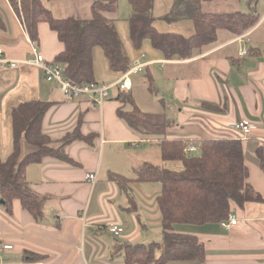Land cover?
<instances>
[{
  "label": "crops",
  "instance_id": "1",
  "mask_svg": "<svg viewBox=\"0 0 264 264\" xmlns=\"http://www.w3.org/2000/svg\"><path fill=\"white\" fill-rule=\"evenodd\" d=\"M40 1L56 19L92 17L94 0ZM174 3L175 0H154L155 28L160 33L186 38L194 35L191 20H161L172 11ZM201 9L211 14L253 13L260 20L241 36L220 30L211 46L195 49L188 59L176 56L168 60L150 40L141 50L135 49L130 36L132 7L129 0H119L118 11L107 17L114 21L132 67L127 73L114 72L104 50L94 48L95 80L110 88L109 98L99 106L87 95L66 98L57 85L46 82L38 68L26 63L34 58L30 36L9 0H0L4 23L0 27V48L8 61L0 63L2 160L13 152L12 111L22 102L52 103L43 131L55 146L78 128L84 136L96 135L93 146L76 140L66 147L74 166L48 157L27 168L31 189L46 198L40 220L18 199L13 201L12 214H8L0 196V264H126L123 251H119L122 244L143 243L150 234L154 240H162L158 206L161 184L132 182L126 194L109 177L115 173L135 179L134 169L144 163L158 162V166L174 171H181L183 166L180 162L162 161L158 144L164 137L142 135L118 117L120 107L133 110L118 100L122 90L132 93L141 111L166 114L173 120L166 134L168 140H183L196 148L201 139L227 137L229 126L243 119L260 126L244 142V151L246 165L249 154L258 159L256 172L247 165L248 183L264 198V0H206ZM38 32L37 50L47 62L54 61L65 45L45 22L39 24ZM243 50L248 53L241 57ZM10 62H18L17 67H11ZM135 69L138 71L130 74L132 88L122 89L123 77ZM148 76L153 78L155 95L148 89ZM35 150L24 142L21 156ZM128 158L132 177L120 166ZM90 173L97 174L94 185L87 180ZM231 215L238 223L230 230L221 223L176 225L175 230L195 236L204 246L206 259L201 264H264V202H248L243 207L232 203ZM110 224L124 228V232L120 236L109 233L106 227ZM5 245L13 249L3 250ZM27 252L43 258L29 261Z\"/></svg>",
  "mask_w": 264,
  "mask_h": 264
},
{
  "label": "trees",
  "instance_id": "2",
  "mask_svg": "<svg viewBox=\"0 0 264 264\" xmlns=\"http://www.w3.org/2000/svg\"><path fill=\"white\" fill-rule=\"evenodd\" d=\"M206 0H175L172 11L161 20L168 23L191 20L196 32L186 38L175 33H160L154 26L156 18L152 10L154 0H129L132 7L130 36L136 50H141L146 40L164 53L166 59L178 56L191 57L195 49L211 46L220 30L241 36L254 28L260 17L253 13L231 12L211 14L202 11ZM20 15L31 41L39 42V24L45 22L57 33L65 50L52 63L63 65L66 76L75 84L84 86L97 83L94 77L93 50L100 47L114 72L127 73L132 62L122 40L108 14L118 11L119 0H94L92 17L80 19L70 17L56 19L40 0H9ZM0 27L4 23L0 18ZM150 93L156 94L153 78L147 77ZM118 100L131 105L132 111L118 108L117 115L131 129L145 136L164 137L159 142L163 162H180L181 171L144 163L135 168V179L111 173L109 179L126 194L130 184L159 183L162 186L158 206L162 218L161 242L149 244H122L126 264H168L169 262L196 261L206 259V250L198 239L189 234L178 233L176 225L202 226L227 221L231 215V204L243 207L248 202H264V198L248 183L249 169L246 165L244 142L231 139H201L197 151L186 154L189 144L183 140H168L166 134L173 125L166 114L145 113L139 109L130 91H120ZM51 102H22L14 107L13 152L7 160L0 156V196L3 207L12 214L13 201L18 199L34 218L43 217L46 198L38 196L30 187L26 171L32 164L45 158H54L72 166L74 160L66 153V147L79 140L93 146L96 135L84 136L79 128L62 138L59 146L43 131V121ZM26 142L36 150L21 156L22 144ZM199 152V155H195ZM264 170V164L262 163ZM29 256V257H28ZM42 259L26 253L29 261Z\"/></svg>",
  "mask_w": 264,
  "mask_h": 264
},
{
  "label": "built area",
  "instance_id": "3",
  "mask_svg": "<svg viewBox=\"0 0 264 264\" xmlns=\"http://www.w3.org/2000/svg\"><path fill=\"white\" fill-rule=\"evenodd\" d=\"M31 45L34 49V58L26 63L38 68L44 75L46 82L57 85L66 98L77 99L82 95H87L99 106H102L109 98L110 96L109 86L100 85L97 83L80 86L73 83L66 76L65 68L63 65L47 62L45 57L42 54H40L39 51L37 50V43L32 41ZM247 53H248L247 50H243L240 53V56L243 57L247 55ZM4 62H8V61L4 59L3 50L0 48V63H4ZM10 65L11 67H17L18 62H10ZM137 69L129 72L127 75L123 77L121 83L122 89L132 88L133 82L130 79V74L133 72H137L138 71ZM257 130H260V126H258L257 124L253 123L248 119H243L229 126L228 128L229 135L227 137H221L216 139H231V140L245 142ZM184 151L186 154L194 153L197 151V148L194 146H187L184 149ZM87 180L92 185H94L97 182V174L96 173L88 174ZM237 223H238L237 218L234 215H230L227 221L221 222V226L226 230H230L231 227L235 226ZM106 230L115 236H120L124 232V228L115 224L108 225L106 227ZM12 249L13 247L10 245L3 246V250H12Z\"/></svg>",
  "mask_w": 264,
  "mask_h": 264
},
{
  "label": "rangeland",
  "instance_id": "4",
  "mask_svg": "<svg viewBox=\"0 0 264 264\" xmlns=\"http://www.w3.org/2000/svg\"><path fill=\"white\" fill-rule=\"evenodd\" d=\"M241 9H243V8H241ZM134 79L135 78H133V80ZM132 150L135 153V149H132ZM195 155H199V152H197ZM135 159L136 158H135V155H134L132 160H135ZM153 161H155V159H153ZM108 162L109 161H107V163ZM130 162H131V160L128 158L127 161L124 164L120 163V166L122 167V169L124 171L129 172V175L132 177L133 174L131 173L130 168L128 167ZM152 163H153V165H158V164H156L158 162H152ZM257 163H258V159L255 156L249 154L248 157H247V165L249 166L251 172H256V169H255L256 167L255 166L257 165ZM105 165H106V162H105ZM105 165H104V168H105ZM161 241L162 240H159V241L158 240H154V238H152V234H150V235H146L145 236L143 244H149V243H152V242H161Z\"/></svg>",
  "mask_w": 264,
  "mask_h": 264
}]
</instances>
